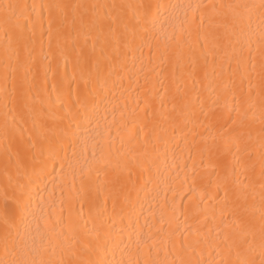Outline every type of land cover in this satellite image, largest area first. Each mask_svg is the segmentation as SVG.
Segmentation results:
<instances>
[{
  "label": "bare ground",
  "instance_id": "6f19581e",
  "mask_svg": "<svg viewBox=\"0 0 264 264\" xmlns=\"http://www.w3.org/2000/svg\"><path fill=\"white\" fill-rule=\"evenodd\" d=\"M150 2L154 0H0V4L28 5ZM173 2L195 4L201 0ZM116 11L127 23V32L124 24L117 22L113 25L115 33L109 35L107 26L110 22L106 21L102 25L103 31L100 27L91 31L81 30L79 25L66 27L63 34L59 38L53 37L51 42L46 18L43 35L41 20L34 17L35 34L26 31L24 40L15 32L5 31L0 23V208L3 188L9 177L24 183V168H30L33 157L39 155V143L36 148L32 147L36 139L32 119L53 129L67 127V120L59 121L54 117L64 114L69 96L75 101L84 93L83 77H88V91L95 87L105 101L99 108V135L92 133L98 141L97 154L110 160L112 166L101 170L98 179L94 173L92 181H85L86 195L66 202L65 235L52 241L57 248L56 259L71 261L77 258L61 252L79 235L71 228L68 217L78 218L80 225L87 223L91 228L90 208L95 203L103 209L106 203V227L115 220L118 227L132 234L133 241L137 232L146 237L150 235V243L154 241L156 245L153 258L160 264H171L172 261L179 264L180 259L188 258L189 254L177 247V239L182 244L199 241L193 244L192 255L200 259L203 253L207 262L216 255L214 251L209 255V246H215L218 234L222 240L232 232L233 221H240L241 209L231 188L236 179L248 182V176L243 173L244 164H255V171L249 175L256 181L257 190L259 188L260 165L255 147L253 161L249 162L243 151L241 133L246 137L251 130L258 145L260 112L257 109L254 121L245 120L243 126L233 124L238 117L233 112L230 119L225 105L231 98V90L236 87L239 91L238 80L234 85L228 73L217 77L212 68H206L195 48L185 47L178 53L164 41L153 40L149 49L139 38L140 30L135 21L129 19V10ZM134 33L137 34L135 37ZM25 77L27 84L21 89ZM221 82L228 84L229 93L222 91ZM24 105L32 110L31 118ZM42 109L44 118L40 115ZM21 129L24 130L23 139ZM80 135H84L83 129ZM238 137H241L240 143H234ZM44 148H47L46 144ZM91 151L89 144V156ZM18 162L23 166L19 178ZM80 165L87 166L82 157ZM49 167L55 168V180L48 183L47 188L54 192L53 200L58 205L64 182L67 189L74 184L79 191L81 179L79 174L74 178L67 165L63 175L59 163ZM225 186L230 190L227 199ZM256 199L259 200V195ZM114 202L118 215L113 213ZM56 213H59V207ZM124 239L127 241L128 237ZM2 258L4 252L0 247ZM116 258H120L119 252Z\"/></svg>",
  "mask_w": 264,
  "mask_h": 264
},
{
  "label": "snow or ice",
  "instance_id": "6c2138e0",
  "mask_svg": "<svg viewBox=\"0 0 264 264\" xmlns=\"http://www.w3.org/2000/svg\"><path fill=\"white\" fill-rule=\"evenodd\" d=\"M125 8L130 12L129 19L134 20L140 30L139 38L149 49L153 40L164 41L166 46L176 48L178 53L185 47L195 48L199 50L206 68H212L217 77L228 73L234 85L238 80L239 91L234 87L230 92L231 98L225 105L230 119L233 112L238 117L232 121L233 124L243 126L245 120L254 121L257 109L260 112L258 145L251 130L246 137L241 133L247 160L253 161V147L259 160L258 190L256 181L249 175L255 171V164L246 163L243 173L248 176V182L236 179L231 188L235 194V202L241 209L239 223L233 221L232 232L226 234L222 240L218 234L215 246H209V255L213 251L216 255L207 262L203 253L200 254V259L192 255L193 244L199 241L182 244L177 239V247L189 254L188 258L180 259L179 264H264V0H201L195 4L154 0L147 4L126 5L5 3L0 4V23L5 31L17 33L21 40L25 39L26 31L35 34L34 17L41 20L42 35L43 21L46 18L50 42L53 37L59 38L66 27L79 25L81 30L87 28L89 31L100 27L103 31L102 25L106 21L110 22L107 32L112 35L115 33L113 25L117 22L124 24L125 32L128 30L127 23L116 11ZM133 35L135 37L137 34ZM205 76H208L207 71ZM83 79L84 93L78 95L75 101L69 96V103L64 106V114L54 117L59 121L67 120V127L53 129L46 123L32 119V126L36 131L32 147L36 148L39 143V155L33 157L34 163L30 168H24V183L9 177L7 185L3 188L0 247L3 248L4 258L0 259V264H160L153 258L152 253L156 245L154 241L150 243V235L146 237L137 232L133 241L132 234L123 227H118L115 220L106 227V203L103 209L93 203L89 210L91 228L87 223L80 225L78 218L68 217L71 228L78 231L79 235L67 249L62 248L61 252H67L77 258L71 261L56 259L57 248L52 241L65 235L66 202L72 201L76 196L86 195L85 181H92L94 173L98 179L101 170L112 166L111 161L102 154L98 156V141L92 135L94 132L99 135V108L105 101L95 87L89 92V78ZM4 80L6 91L7 67ZM25 84L27 77L21 83V89ZM220 87L222 91L229 93L228 84L221 82ZM21 94L23 95V92ZM5 102L7 103V97ZM24 107L28 108L27 105ZM28 112L31 118L32 110L28 108ZM40 115L41 118L45 117L43 109ZM81 129L83 136L80 135ZM20 131L23 139L24 130ZM241 137L236 138L234 143L239 144ZM89 144L92 148L91 156L88 154ZM81 157L86 167L80 165ZM57 163L60 166V174L65 173L67 165V168L72 170L73 177L79 174L81 179L79 191L75 189L74 184L71 189H67V183L64 182L58 205L53 200L54 192L47 188V184L55 180V168L50 169L49 165L54 166ZM22 167L18 162V178L21 176ZM116 167L119 168V164ZM229 191L225 186V199ZM257 195L259 200L256 199ZM113 213L118 215L115 202ZM80 216H83L82 212ZM120 219L123 220V215ZM125 236L128 237L127 241ZM171 236L170 233L169 237ZM204 243L207 244V239ZM117 252L120 254L119 259L116 258ZM109 255L112 259H108ZM171 264L177 262L172 261Z\"/></svg>",
  "mask_w": 264,
  "mask_h": 264
}]
</instances>
